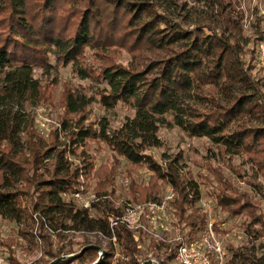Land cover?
Here are the masks:
<instances>
[{
    "label": "trees",
    "instance_id": "1",
    "mask_svg": "<svg viewBox=\"0 0 264 264\" xmlns=\"http://www.w3.org/2000/svg\"><path fill=\"white\" fill-rule=\"evenodd\" d=\"M209 2L213 10L215 6L220 10V21L187 28L172 23L153 1L0 0V216L4 220L19 225L26 202L31 216L38 215L40 226L55 231L61 241L66 239L63 233L73 231L112 242L109 221L119 211L95 203L80 209L72 197L84 177L97 181L98 196L112 185L113 178L96 169L91 155V145L99 142L131 166L147 167L154 174L148 186H131L134 204L157 201L162 192L159 181L170 185L175 193L170 203L173 224L187 230L189 240L197 239L210 223L199 206L202 196L197 186L182 180L172 165L164 171L146 155L162 146L161 128L172 125L191 138L208 139L222 154L246 155L264 177V73L256 59L257 48L245 51L248 41L240 36V24L224 14L222 3ZM114 48L130 55L128 66L115 64L107 55ZM69 67L82 80L106 83L107 89L95 99L64 89L61 129L45 136L31 109L55 98L52 86L35 77V70L48 79L53 71ZM54 84H59L58 79ZM94 103L107 109L129 107L133 118L119 129L111 128L106 119L95 128L88 122ZM73 121L76 127L67 134ZM214 175L220 185L208 192L218 208L229 217L248 215L253 225H261V230L247 229L248 235L256 241L264 238V221L256 216L254 206L244 197L228 196L226 191L234 192L233 186L219 171ZM93 208L99 215H91ZM214 228L221 231L218 223ZM115 235L123 256L115 264H144L138 259L142 237L136 241L123 226L115 228ZM36 238L41 245L37 239L30 244L43 247L46 236L37 233ZM150 243L162 248L155 240ZM90 246L105 252L102 261L97 249L80 254ZM69 247L57 253L48 250L51 259L44 264H114L99 243L87 241L78 251L66 250ZM240 256L244 264H264V259ZM169 259L175 260L174 253Z\"/></svg>",
    "mask_w": 264,
    "mask_h": 264
},
{
    "label": "rangeland",
    "instance_id": "2",
    "mask_svg": "<svg viewBox=\"0 0 264 264\" xmlns=\"http://www.w3.org/2000/svg\"><path fill=\"white\" fill-rule=\"evenodd\" d=\"M140 1L155 2L159 6L160 12L164 13L172 23L184 25L187 28L194 27L198 22L204 23L203 27H207L209 21L215 20V22H219L221 19L220 14H218L220 10L216 6L213 10L209 0ZM211 1H214V4L217 3L216 1L222 3L224 5L223 10H226L224 14L240 24V36L248 41L245 51L256 50L258 47V44L257 47L254 45L256 35L260 33V38L262 36L261 23L257 20V8L264 7V0ZM107 55L117 65L128 66L131 62L130 55L123 49L114 48ZM248 59L249 57L246 58L247 61ZM256 65L257 70H259L257 62ZM42 72L36 69L35 77L52 86V95L55 101L46 104L43 101L31 109V114L33 115L35 112L36 115L37 110L46 109L45 112L52 121L51 130L61 129L63 123L64 112L61 107V99L62 94L65 93L64 89L77 90L79 93L88 95V97H93L94 99L99 91L107 89L106 83H99L92 79L82 80L70 67L53 71L48 79L42 76ZM260 76H263L261 72L258 74V77ZM56 79H58L59 84L53 85V81ZM133 115L134 110L126 106L118 105L114 109H107L99 103H94L89 109L88 122L93 123L94 127L97 128L98 123L106 119L111 128L119 129L128 119H132ZM75 124L76 121L70 123V128L66 131L67 134L73 133V129L76 127ZM44 135L47 136L48 133H44ZM63 136L61 135V140L64 142L65 138ZM159 137L162 141V146L148 150L146 155H151L164 171H167L166 169H168L169 165H172L175 173L178 172L182 180L186 182L193 181V184L197 186L201 193L202 201L211 203L212 213L209 220L213 224V227L215 223L221 226V231H215V233L217 240L224 247L226 264H231L236 259L237 264H244L240 253H245L253 260L264 259V238L256 241L246 232L251 227L255 230H261V225H253L252 218L245 214L229 217L227 213L218 208L214 198L209 196V192L215 191L220 185L214 175V172L219 171L235 190L234 192L226 191V194L233 198L244 197L254 206L256 216H261L264 221V177L250 163L248 157L246 155L222 154L219 148L212 145L208 139L191 138L183 130L173 125L161 128ZM91 147V155L95 158L96 169H100L101 174H109L113 178L112 185L103 191L106 194H99L98 196L95 192L97 181L89 182L84 177L80 180L83 185L79 187L78 191L73 192L72 197L80 209L84 207L85 203H95L96 206L102 207L105 205L113 207L114 211L117 209L120 215L127 204L133 203L131 201V186H148L154 174L147 167L137 168L131 166L106 144L97 142L96 145L92 144ZM232 166L238 171L237 173L231 168ZM205 177H208V179ZM158 185L161 187L162 192L157 201H163L169 195L170 188L172 187L163 184L162 181H159ZM77 194L79 196H76ZM66 200L69 202L70 198H66ZM22 207L25 214L19 225L4 220L0 216V250L7 258L8 264H13L8 258L19 264H44L43 261L51 259L46 255L48 250L57 253L59 248H63L64 246L69 247V244L72 243V248L69 247L66 250L72 249L78 251L81 245L87 241L99 243L106 252L112 255L114 264L117 263L118 259L123 258L117 244L103 236L97 237L85 234V232L72 231L63 233L66 239L61 241L55 231H48L46 228L43 229L40 226L37 219L39 218L38 215L31 216L26 202H23ZM168 213L170 215V224H172V227L176 231L174 230L175 232L172 235L163 236L164 241H159L162 244V248L160 249L151 247L150 241H153V239H150L147 235L144 236L139 242L141 245L138 256L140 263L155 261L157 264H177L175 260L169 259L177 244L175 242V235L181 234L187 237V230L183 231V229L181 230L173 224L174 218L170 213V208L168 209ZM97 214L99 215L98 211H95L93 208L91 215L97 216ZM113 216H116L115 212L112 213L111 218ZM213 229L215 230V228ZM37 233L46 236L43 247H39L38 245L32 246L30 244V241L37 239ZM38 242L41 245L40 241ZM110 243L114 245L113 249L110 247ZM30 247L34 248L33 252H30Z\"/></svg>",
    "mask_w": 264,
    "mask_h": 264
},
{
    "label": "built area",
    "instance_id": "3",
    "mask_svg": "<svg viewBox=\"0 0 264 264\" xmlns=\"http://www.w3.org/2000/svg\"><path fill=\"white\" fill-rule=\"evenodd\" d=\"M257 12V20H259L262 27V36L257 47V59L264 73V7H258ZM45 110L39 109L35 115L37 127L42 134L49 133L52 129V121L48 118ZM76 196L79 195L77 194ZM174 197L175 193L173 188H170L169 195L163 201H151L145 204H127L120 215L110 218V230L113 235L112 241L114 243L116 241L115 228L118 226H123L132 232L135 235L136 241L140 240V236L143 238L146 235L157 242L164 241L163 236L172 235L176 231L172 227V224H170V215L168 213L170 203ZM91 205L92 203H85L82 209H88ZM200 206L208 214V217L211 218V203L201 200ZM213 228V224L209 223L207 229L195 240H189L186 236L176 234L175 242L177 244L173 249L176 263L226 264L224 247L217 240ZM0 264H8L7 258L1 250ZM152 264L157 263L153 261Z\"/></svg>",
    "mask_w": 264,
    "mask_h": 264
},
{
    "label": "water",
    "instance_id": "4",
    "mask_svg": "<svg viewBox=\"0 0 264 264\" xmlns=\"http://www.w3.org/2000/svg\"><path fill=\"white\" fill-rule=\"evenodd\" d=\"M89 249H97V250L100 251L101 255H100V259H99V261H102V259L105 257V252L102 251V250H100V249H99L98 247H96V246H90V247H87V248L83 249V250L81 251L80 254L84 253L85 251H87V250H89ZM56 262H58V261H55V262L52 263V264H55ZM144 264H152V262H147V263H144Z\"/></svg>",
    "mask_w": 264,
    "mask_h": 264
}]
</instances>
